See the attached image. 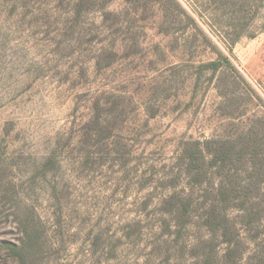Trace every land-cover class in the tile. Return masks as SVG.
Wrapping results in <instances>:
<instances>
[{"label":"rangeland","instance_id":"374dc122","mask_svg":"<svg viewBox=\"0 0 264 264\" xmlns=\"http://www.w3.org/2000/svg\"><path fill=\"white\" fill-rule=\"evenodd\" d=\"M0 264H264V0H0Z\"/></svg>","mask_w":264,"mask_h":264},{"label":"trees","instance_id":"16d2710c","mask_svg":"<svg viewBox=\"0 0 264 264\" xmlns=\"http://www.w3.org/2000/svg\"><path fill=\"white\" fill-rule=\"evenodd\" d=\"M223 63H225L230 67L233 66L230 59L227 56H223V55L221 60L210 61L204 64L203 66L210 68L213 72H216L217 70H219V68L222 66ZM209 142L210 140L207 141V143ZM204 153L205 152L203 151V149L200 148L199 150H197V152H195V155L199 159L200 158L203 159L205 156ZM219 153L222 154L221 151L217 152V154L212 153L214 157L213 161L215 164L217 163L218 160L217 155ZM220 159L225 160L224 158L221 157ZM219 194L221 198L220 200L225 202V204H227L226 206H230L229 204L231 202H235V200H238V198H240L237 189L233 187H227L225 185L220 186ZM246 202L247 201L242 200L240 204L239 203H232V204H238L236 206H238L237 208H239V210L242 212L241 213L242 223L244 224L245 227L251 228L256 221L254 220V217L250 216V212H249L250 210L248 211V206L246 205ZM209 215L210 218L209 220H207V224L211 228L212 232H220V235L223 236L222 241L227 244V251L225 252V256L227 257V260L229 262H235L236 256L239 257L241 255L240 247L243 246V242L240 238L237 228L235 227L236 226L235 223H233L227 215L216 212L214 206L210 208ZM256 220L257 221L261 220V217L259 216L256 217ZM7 247L13 254L24 260L26 256V251L25 252L22 251L23 245H21V247L20 246L18 247L14 244H8ZM211 248H212L211 260H212L214 258L213 251L215 249V246L211 245Z\"/></svg>","mask_w":264,"mask_h":264}]
</instances>
